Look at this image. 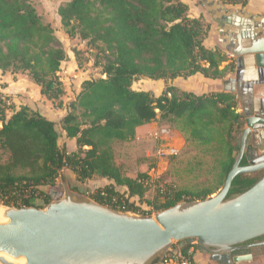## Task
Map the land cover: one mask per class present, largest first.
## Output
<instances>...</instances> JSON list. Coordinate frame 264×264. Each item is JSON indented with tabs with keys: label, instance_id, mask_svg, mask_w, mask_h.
Segmentation results:
<instances>
[{
	"label": "trees",
	"instance_id": "obj_1",
	"mask_svg": "<svg viewBox=\"0 0 264 264\" xmlns=\"http://www.w3.org/2000/svg\"><path fill=\"white\" fill-rule=\"evenodd\" d=\"M219 1L245 7L249 0ZM188 11L182 0H67L58 7L65 33L86 40L94 49L93 65L104 76L83 80L79 93L65 103L59 126L68 139H75L76 149L71 152L60 147L54 121L27 104L16 107L0 99V150L8 152L7 160H0V204L43 208L52 200L43 187L55 186L64 171L80 182L105 178L109 183L97 187L90 198L134 213L141 211L130 199L159 212L186 199L207 198L215 190L176 191L167 186L157 188L152 200L146 199L151 185L148 173L130 177L115 163L113 142L134 140L136 129L157 115L185 141L203 148L222 146V187L234 163L244 119L230 92L195 93L173 84L177 78L197 73L221 79L233 68L220 69L226 54L203 45L209 25ZM73 53L80 65V51ZM67 59L52 26L42 20L32 0H0L2 72H27L40 94L58 101L56 107L60 108L65 90L58 72ZM140 77L166 81L165 90L155 95L134 89L132 83ZM7 110L11 112L8 116ZM263 174L261 170L235 176L227 197L248 190ZM36 198L44 205L34 204ZM142 214L150 211L142 210ZM185 241L181 251L193 258L190 248L199 247Z\"/></svg>",
	"mask_w": 264,
	"mask_h": 264
},
{
	"label": "water",
	"instance_id": "obj_2",
	"mask_svg": "<svg viewBox=\"0 0 264 264\" xmlns=\"http://www.w3.org/2000/svg\"><path fill=\"white\" fill-rule=\"evenodd\" d=\"M241 36L250 45L232 52L240 68L236 76L242 74L246 60L264 77V36L256 38L254 32ZM254 109L252 104L241 108L245 126L237 139L234 163L214 195L181 201L154 215H138L102 205L62 182L61 198L46 207H10L14 213L3 215L0 264L2 254L18 250L16 240L29 250L25 264H156L180 240H196L202 252L226 264L251 259L252 254L244 252L264 245L247 243L264 236V174L248 190L227 195L235 176L264 170V153H252L241 164L250 141L264 135V112L254 114Z\"/></svg>",
	"mask_w": 264,
	"mask_h": 264
},
{
	"label": "rangeland",
	"instance_id": "obj_3",
	"mask_svg": "<svg viewBox=\"0 0 264 264\" xmlns=\"http://www.w3.org/2000/svg\"><path fill=\"white\" fill-rule=\"evenodd\" d=\"M66 1L67 0H32L37 13L41 16L44 22H47L52 26L55 36L60 40L63 48L68 54V59L61 63L60 70L58 72L65 90V93L62 96V101L65 103L73 100L79 93L81 90L80 85L83 80L90 78L95 79L104 76L101 74L100 68L93 65L94 49L90 48L86 40H83L78 36L73 38L68 37L62 28L60 18L57 14V9ZM258 2L260 3L258 4ZM252 7L258 8L256 10H260L264 13V0H252ZM262 33H264V25ZM74 50L80 51V65L77 64V59L73 53ZM4 73L16 82L17 89L20 91L28 90L30 91L31 96L33 95V82L27 72L13 73L10 71H4ZM158 82V80L140 77L133 81L132 87L134 89L147 90L155 95H159L165 90L167 82L164 80H160V84H158ZM3 88L4 83L0 82L1 100H3L7 105L14 104L16 107H19L23 102H27V104L33 109H36L39 112L41 110L42 113H46L51 116L53 120H55L54 122L56 123V128L59 133L60 147L65 146L67 150L71 147L69 139L60 129V119H56L58 113H53L52 111V108L56 107V103L58 101L52 102L45 99L43 101L39 100L38 102H32L29 99L27 100L28 97L21 93L15 94L14 96H7L3 93ZM49 112H51V114H48ZM10 113V110L6 111L7 116ZM161 126L169 127V129L173 132V135L171 134L168 141L171 145L177 147L178 152L175 155L163 156L161 158L156 156V148L158 145L155 140L150 137V132ZM112 146L114 161L118 166H120L125 175L135 177L139 172H147L150 176L151 185L149 190L145 193L146 199L152 200L156 194L157 188H165L167 186L176 191H196L203 188H210L215 190V192L211 195L217 193L221 188L219 184L222 180L220 176V160L223 159L222 146L214 145L203 148L185 141L182 134L175 130L170 123L162 120L159 115H157L156 119L151 121L150 125L139 133L138 137L134 138V140L129 142H113ZM7 158L8 152L1 149L0 160L6 161ZM104 182L108 181L102 180L99 177H93L79 184L72 182V185L69 186L72 191L90 197V193L97 187H100ZM217 187H219V189H217ZM56 191L57 193L52 194L51 196V202L61 198L63 194V185L59 183ZM130 201L135 202L141 211L137 213L130 211V213L145 215L142 214V210L150 211V214L146 215H154L157 213L151 206H148L145 203H139L136 199H130ZM34 204L38 206L44 205L42 199L40 198L34 199ZM0 206L10 207L2 204H0ZM186 243L187 242L185 240L176 241L172 243L170 248L181 249ZM189 243L197 244L196 240H190ZM194 249L196 252L201 251L200 248ZM255 261L256 259L253 261H245L241 264H253ZM19 262L20 261H17V263Z\"/></svg>",
	"mask_w": 264,
	"mask_h": 264
},
{
	"label": "crops",
	"instance_id": "obj_4",
	"mask_svg": "<svg viewBox=\"0 0 264 264\" xmlns=\"http://www.w3.org/2000/svg\"><path fill=\"white\" fill-rule=\"evenodd\" d=\"M182 1L188 5V12L191 17L201 16L202 21L205 24L209 25V31L207 37L203 41V45L209 49L217 48L224 54H226L227 60L221 63L220 69L225 68L227 65H233V68L231 69V71H228L226 75L221 79L205 78L201 74L197 73L187 78H177L174 80L173 84L183 90L193 91L195 93L211 91L230 92L236 96L238 102L237 110L242 114V106H247L249 104H252L254 106V114H258V112L260 111L264 112V77H261L257 67H255L254 65L247 66L246 60L244 63V67L241 69L242 74L240 75V77H237V69H240L238 68V57L236 55H233L232 53L233 51L237 50L238 47L247 48L250 45L249 39L242 38V36L238 38L239 34L254 32L256 38L264 36V33H262L264 25V13L260 10H256L258 8L252 7V0H249L245 7H242L240 5L223 4L219 0ZM259 3L260 2H258V4ZM244 57L247 58L248 56L244 55ZM160 80L162 79L158 80V84H160ZM259 81L261 82L253 84ZM0 82L4 83V90L2 91L7 96H14L15 94L21 93L28 97L27 100L29 99L32 102L45 100V98L40 94L39 86H37L35 83L32 84L33 95L31 96L30 91H20L19 89H17L16 82L9 78L8 75L2 71L0 72ZM248 88L253 89L252 94H249L247 92ZM24 104H27V102L21 103V105ZM52 111L53 113H58L56 119L59 120L66 113L65 102L63 107H53ZM40 113H42L41 110ZM42 114L52 121H55L46 113ZM48 114H51V112H49ZM150 123L151 122L139 126L136 129L135 138L138 137L139 133L146 129L150 125ZM69 143H71V147L68 148L67 151H74L75 139H69ZM250 145L257 147L258 154H263L264 135L260 138L258 137V139H256L255 141L251 140ZM99 178H101L102 180H106L102 177ZM62 182H67L69 185H72V182L78 184L81 183L76 179L73 173L64 171L62 175L57 179L55 186H45L43 187V189L46 193L52 196V194L57 193L56 188L58 184H62ZM108 183L109 181L104 182L101 186ZM190 252L192 253V257L197 262V264H226L219 260L212 259L211 256H209V254L207 253H203L201 251L196 252L194 247L190 248ZM250 253L252 254L251 259L239 260L235 262L231 261L230 264H241L242 262L253 261L254 259H256V261L253 262V264H264V248H254Z\"/></svg>",
	"mask_w": 264,
	"mask_h": 264
},
{
	"label": "built area",
	"instance_id": "obj_5",
	"mask_svg": "<svg viewBox=\"0 0 264 264\" xmlns=\"http://www.w3.org/2000/svg\"><path fill=\"white\" fill-rule=\"evenodd\" d=\"M171 134L173 135V132L169 129V127L166 126L158 127L154 131L150 132V137L153 138L158 145L156 148L157 157L161 158L163 156H171L178 152L177 147L171 145L168 141ZM183 201H187V199ZM109 207L113 208L111 206ZM113 209L121 212H130L125 211L124 206ZM160 262L166 264H197L193 258L183 255L180 248L168 249Z\"/></svg>",
	"mask_w": 264,
	"mask_h": 264
},
{
	"label": "bare ground",
	"instance_id": "obj_6",
	"mask_svg": "<svg viewBox=\"0 0 264 264\" xmlns=\"http://www.w3.org/2000/svg\"><path fill=\"white\" fill-rule=\"evenodd\" d=\"M7 213H14V210L10 209V207L0 206V220L3 218V215ZM14 246H16L18 250H13L9 255L2 254V264H25L29 258L28 248L23 246L19 240L15 241ZM17 261L20 262L17 263Z\"/></svg>",
	"mask_w": 264,
	"mask_h": 264
},
{
	"label": "flooded vegetation",
	"instance_id": "obj_7",
	"mask_svg": "<svg viewBox=\"0 0 264 264\" xmlns=\"http://www.w3.org/2000/svg\"><path fill=\"white\" fill-rule=\"evenodd\" d=\"M252 153H254V156H259V155H261V154H258L257 153V147H255V146H249V149H248V152L246 153V155H245V164L248 162V159H250V157H251V154ZM260 242H264V236H261V237H258V238H256V239H253V240H251V241H248L247 243H256V244H258V243H260ZM257 247H259V248H264V245H257L256 247H252L251 249H249V250H247V251H245L244 253H250L254 248H257ZM207 254H209V253H207ZM209 256H211V254H209ZM212 258V257H211ZM212 259H216L215 257H213ZM217 260V259H216ZM219 261H221V262H223L222 260H219Z\"/></svg>",
	"mask_w": 264,
	"mask_h": 264
}]
</instances>
